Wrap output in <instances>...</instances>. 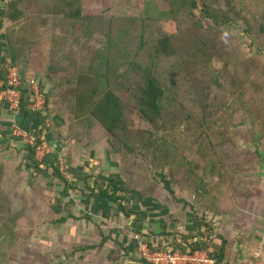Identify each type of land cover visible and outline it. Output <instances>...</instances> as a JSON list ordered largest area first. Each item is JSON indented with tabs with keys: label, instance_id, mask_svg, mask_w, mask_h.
<instances>
[{
	"label": "rangeland",
	"instance_id": "1",
	"mask_svg": "<svg viewBox=\"0 0 264 264\" xmlns=\"http://www.w3.org/2000/svg\"><path fill=\"white\" fill-rule=\"evenodd\" d=\"M9 1L0 0V10ZM210 1L230 9V0ZM231 4V21L208 24L199 9L196 18L175 19L168 0H83L89 15L102 18L103 30L86 36L73 31L68 40L60 20L43 9L0 33V69L14 65L23 85L32 77L42 80L47 95L36 159L54 162L69 180L93 175L94 186L100 174L117 175L128 189L125 204L147 211L142 221L126 218L112 199L87 196L81 183L82 189L64 192L51 167L45 174L28 167L24 145L35 122L23 127L20 112L0 103V226L12 225L8 243L0 231V264H145L140 241L170 246L173 237L180 241L208 228L192 219L191 204L203 214L191 173L211 184L222 167L240 194L264 173V0ZM198 20L202 27L192 28ZM11 27L21 33L17 40L10 38ZM168 33L176 48L161 58L141 44ZM16 47L33 53L34 71L14 56L5 60ZM133 61L148 65L166 90L156 126L135 105ZM93 63L94 78L103 83L107 76L122 101L116 135L75 103L79 74ZM63 64L67 72L57 69ZM160 175L185 202L173 200Z\"/></svg>",
	"mask_w": 264,
	"mask_h": 264
},
{
	"label": "trees",
	"instance_id": "2",
	"mask_svg": "<svg viewBox=\"0 0 264 264\" xmlns=\"http://www.w3.org/2000/svg\"><path fill=\"white\" fill-rule=\"evenodd\" d=\"M200 1L201 6L198 5V0H168V5L170 12L175 19L180 17L196 18L197 16L195 14V10L199 9V17L206 20L208 24H210V21L215 24H226L232 20L230 11H233L234 8L231 4V0L229 1V10H224L220 7L214 6V4L212 5L211 1ZM43 9L44 13L52 14L54 18H58V20H60V25L62 26L61 32L65 34L66 37L69 36L67 38L68 40L73 31L75 34L80 32L86 36L88 33L93 32V30H103L101 25L98 26V24L101 23L102 18L89 15V13L85 10L83 0H10L6 7H3V9L0 10V29L5 20L18 22L25 18L27 14H39ZM236 15L239 18H243L247 22V20L242 17L240 13H236ZM144 22L147 21L144 20ZM199 27H202L199 20L198 22H192V28L197 29ZM105 36L109 39L108 31H105ZM174 37V33H168L161 35L157 38V41L149 43L148 45L144 42H141V44L144 48L147 47V49L148 46H150V49L154 51L156 56L161 58L162 54H169L175 51L176 40H174ZM200 53L203 56H206V52L201 51ZM131 64L134 66L138 75V78L135 81L134 90L135 105L137 110L145 119H147V121H149L153 126H156L158 119L161 118L163 106L162 101L166 96V90L160 83L159 79L149 69L148 65L141 67V65L135 63L134 61ZM92 66H94V63L90 67H86L85 71L79 74L78 81L76 82L77 89L75 103L81 113L84 112L93 114V116L103 124L106 130L116 135L117 124L121 121V117L119 119V116L122 111V101L119 99L118 95L114 93V87L109 83L107 76L104 78L103 83L94 78ZM7 67L8 65L5 66L2 64L0 69V81L4 86L7 76ZM57 69L62 72H67L69 70L64 64L58 65ZM37 82L40 85V90H43L42 80L39 79ZM20 92L21 103L19 105V110L21 117H19V122L21 121L20 123L23 127H28L30 121L35 122V126L31 130L34 142L33 144L27 142L24 145L27 149L28 167L32 168L37 173L43 174L46 173L48 167H51L54 175L63 183L64 192H68L70 189L80 188L81 186L79 184L81 183L82 187L88 190V193H86L87 196L98 194L99 197H106L109 200L112 199L117 205V211L122 212L126 218L136 215L134 219L139 218L136 220L142 221V219H140V215L143 214L144 216H147V211L136 210L132 205L125 204L124 201L127 198L126 192L128 189L120 182L119 179L116 178L117 175L111 174L106 176L100 174L95 177L94 182L96 186H94L89 182L91 178H94L93 175L88 173L82 174L79 178L69 180L60 173V170L54 162L50 161V163H47L36 159V149L42 143L40 138L42 133L40 125L44 122L45 116L42 113L43 111L33 110L28 106L30 104L28 84H22L20 86ZM44 96L47 97V95ZM152 134L153 133L148 132L147 140L151 139ZM213 163L219 167L217 160H214ZM212 177L213 182L210 184L203 177L195 175L194 173H191L188 176L191 184L194 186L195 195H197V197L201 200L199 208L202 210L201 213L203 214V216L200 217L198 215V209L196 210V205L191 204V208L193 209L192 219L198 226L207 225L208 228H205L206 231H204V233L197 232L185 234L182 236L180 241L173 237L171 241L172 245L170 246L169 244L155 246L144 241L150 251L169 250L171 252L193 253L196 250H204L214 258L215 264H225L223 262L225 259V240L221 239V243H216L214 241L210 232H213L214 227L212 221L208 219V216L209 213L216 214L229 212L237 204L241 203L240 195L242 194L237 192L236 186L229 177L228 171L222 170V167L215 171ZM160 178L163 182L164 188L169 192L173 200L185 202L184 198L176 196L171 179H168L164 175H160ZM61 219L64 220L65 218ZM0 231L5 233L6 236V238H3L2 241L8 243L9 239L7 237L12 234V225L9 222H5L2 226H0ZM141 232L142 231L138 229L134 231V234ZM194 239L196 240L193 241ZM102 240H105V237H103ZM141 259L145 262V264H150L144 258Z\"/></svg>",
	"mask_w": 264,
	"mask_h": 264
},
{
	"label": "crops",
	"instance_id": "3",
	"mask_svg": "<svg viewBox=\"0 0 264 264\" xmlns=\"http://www.w3.org/2000/svg\"><path fill=\"white\" fill-rule=\"evenodd\" d=\"M26 17L23 22L29 20V17ZM20 22L5 20L0 33L4 35L6 28L20 24ZM10 34L11 40L14 41L18 39L21 33H16L15 29L11 27ZM19 48L16 47L12 55L10 54V57H6L5 60L11 62L14 56L15 61L27 65L28 69L34 71L36 67L33 62V53L25 55L23 50ZM36 56H39V51L36 52ZM1 58L3 59V57ZM9 67L15 66L9 63L7 69ZM34 79L39 80L38 78ZM0 103L6 104L3 101ZM6 106L8 105L6 104ZM248 186L250 188L247 189L246 193L240 195L241 203L229 212L209 213L208 216L214 227V241L221 243V239L225 240V259L223 260L225 264H245L246 261L255 258L260 264H264V173L254 175L253 182L249 183Z\"/></svg>",
	"mask_w": 264,
	"mask_h": 264
},
{
	"label": "built area",
	"instance_id": "4",
	"mask_svg": "<svg viewBox=\"0 0 264 264\" xmlns=\"http://www.w3.org/2000/svg\"><path fill=\"white\" fill-rule=\"evenodd\" d=\"M26 81L29 85L30 104L28 106L33 110L43 111L45 105V96L40 90L37 80L32 78L27 79ZM22 84L21 75L18 73L17 68L9 67L7 69L5 86L1 82L0 101H3L15 111H20V86ZM30 137L31 138L28 142L33 144L34 137L33 135H30ZM139 248L142 258H144L150 264H215L214 258L204 250H196L193 253L171 252L169 250L152 252L149 250L144 241H140ZM245 264H260V262L255 258L246 261Z\"/></svg>",
	"mask_w": 264,
	"mask_h": 264
}]
</instances>
